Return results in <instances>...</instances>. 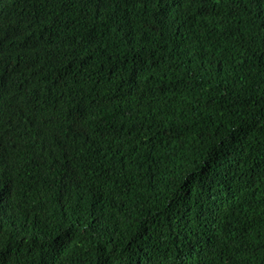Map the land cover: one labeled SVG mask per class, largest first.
<instances>
[{"label": "trees", "instance_id": "1", "mask_svg": "<svg viewBox=\"0 0 264 264\" xmlns=\"http://www.w3.org/2000/svg\"><path fill=\"white\" fill-rule=\"evenodd\" d=\"M0 264H264V0H0Z\"/></svg>", "mask_w": 264, "mask_h": 264}, {"label": "snow or ice", "instance_id": "2", "mask_svg": "<svg viewBox=\"0 0 264 264\" xmlns=\"http://www.w3.org/2000/svg\"><path fill=\"white\" fill-rule=\"evenodd\" d=\"M192 0H185V3H191Z\"/></svg>", "mask_w": 264, "mask_h": 264}]
</instances>
